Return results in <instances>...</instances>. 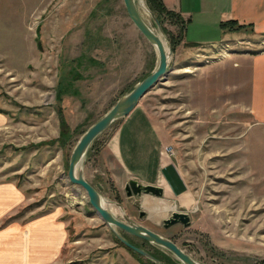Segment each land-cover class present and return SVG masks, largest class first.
Segmentation results:
<instances>
[{
    "label": "rangeland",
    "instance_id": "rangeland-1",
    "mask_svg": "<svg viewBox=\"0 0 264 264\" xmlns=\"http://www.w3.org/2000/svg\"><path fill=\"white\" fill-rule=\"evenodd\" d=\"M135 2L171 54L164 78L132 111L156 128L155 154L173 174L160 178L162 196L125 194L129 175L108 143L128 114L91 142L78 169L118 206L117 218L172 240L197 262L264 264V126L253 125L248 67L234 55L263 50L264 34L233 25L224 41L187 43L177 12L161 10V0ZM156 63L122 0H0V264H150L116 232L161 264H179L166 249L106 225L67 177L80 136ZM145 202L170 207L152 211ZM173 209L190 224L165 227ZM34 222L42 246L28 250L40 238ZM49 230L59 240L51 260L53 245L43 247Z\"/></svg>",
    "mask_w": 264,
    "mask_h": 264
},
{
    "label": "crops",
    "instance_id": "crops-1",
    "mask_svg": "<svg viewBox=\"0 0 264 264\" xmlns=\"http://www.w3.org/2000/svg\"><path fill=\"white\" fill-rule=\"evenodd\" d=\"M162 2L167 9L177 12L183 18V40L187 43L198 45L207 41L210 43L224 41L234 33L229 29L234 24L249 29L254 34H264V0H162ZM223 23L226 25L222 26ZM194 24L198 35L189 39L190 26ZM234 55L240 60L243 68L248 67L247 105L253 125L264 126V49L254 54ZM156 133V128L147 122L143 115L131 111L109 140L108 147L113 157L129 175L127 180L136 179L142 184L157 185L162 175L173 174L169 166L156 155ZM162 166L165 168L160 172ZM39 223L29 224L31 225L29 227L35 228L33 231H39L40 238L33 244H27L28 250L30 245L34 248L42 246V243H39L42 238L41 229L37 228ZM50 223L48 220L47 224L51 226ZM49 232L48 245L44 244L43 247L53 245V250L47 248V251L50 250L48 255L51 260L57 255L56 245L59 244V240L54 231ZM6 235L9 237V230Z\"/></svg>",
    "mask_w": 264,
    "mask_h": 264
},
{
    "label": "water",
    "instance_id": "water-1",
    "mask_svg": "<svg viewBox=\"0 0 264 264\" xmlns=\"http://www.w3.org/2000/svg\"><path fill=\"white\" fill-rule=\"evenodd\" d=\"M122 1L127 15L133 25L146 38V40L154 46L157 55V63L150 73L144 76L130 91L121 96L114 103V105L106 113H104V115L92 123L80 136L69 157L67 177L71 183L79 185L85 190L90 206L99 216V218L109 227H116L125 233L139 237L149 243L166 249L178 260L179 264H203L194 260L172 240L149 230L141 224L132 222L127 216L123 215L122 219H120L111 214V212L102 206L101 196L97 189L85 180L81 171L78 169V164L82 160L91 142L100 133L106 130L114 120L129 114L135 108L144 94L149 91V89L153 87L161 78H164L168 71L167 66L168 58L171 54L170 49L168 46L167 49L165 48L160 36L145 22L137 8L135 0ZM149 13L157 25L159 31L162 33L163 31L158 19L152 12ZM125 188L130 189V192H127V196L140 195L142 193L152 194L155 196L163 195V189L160 186L142 184L136 179L128 180ZM144 215L145 212L140 210L139 218H142ZM176 223H181L183 226H188L190 224V217L188 213L173 209L170 216L163 220V225L165 227ZM116 236L120 242L132 249L134 252L149 259L155 264H161L156 257L139 246L129 242L117 232Z\"/></svg>",
    "mask_w": 264,
    "mask_h": 264
},
{
    "label": "bare ground",
    "instance_id": "bare-ground-1",
    "mask_svg": "<svg viewBox=\"0 0 264 264\" xmlns=\"http://www.w3.org/2000/svg\"><path fill=\"white\" fill-rule=\"evenodd\" d=\"M144 6V5H143ZM161 38V37H160ZM163 41V40H162ZM164 45H165V48L167 49V45L166 43L163 41ZM147 201V200H146ZM153 201V200H152ZM162 202V201H161ZM101 204L103 207H105L109 212H111V214H113L115 217L120 214V210L118 208V206L114 203H111V202H105V200L101 199ZM145 204H147L149 207L150 210L154 211V209H167L169 208L170 206L165 204V203H162V207L159 206L158 204H150L148 202H145ZM173 206V205H172ZM172 209V208H171Z\"/></svg>",
    "mask_w": 264,
    "mask_h": 264
},
{
    "label": "trees",
    "instance_id": "trees-1",
    "mask_svg": "<svg viewBox=\"0 0 264 264\" xmlns=\"http://www.w3.org/2000/svg\"><path fill=\"white\" fill-rule=\"evenodd\" d=\"M160 8H161V10H163V11H165V12H167L168 14H171V13H173L174 11H172V10H169V9H166V7L164 6V4L162 3V0H161V3L159 2V4H157ZM179 15V14H178ZM180 16V15H179ZM222 26H225L226 24L225 23H223V24H221ZM234 26H237V27H241V26H239V25H237V24H234ZM60 119H61V123H62V126L63 127H65V125H64V122H63V118H62V116L60 117ZM62 133L64 134V130H62ZM120 241V240H119ZM121 243V245L123 246V247H125L127 250H129L130 252H132V253H136V252H134L132 249H130V248H128L127 246H125L122 242H120ZM137 254V253H136ZM150 262V264H154L153 262H151V261H149Z\"/></svg>",
    "mask_w": 264,
    "mask_h": 264
},
{
    "label": "flooded vegetation",
    "instance_id": "flooded-vegetation-1",
    "mask_svg": "<svg viewBox=\"0 0 264 264\" xmlns=\"http://www.w3.org/2000/svg\"><path fill=\"white\" fill-rule=\"evenodd\" d=\"M128 181V180H127ZM140 183V182H139ZM126 185H127V182L126 183H124V186H123V188H124V192H125V194L127 195V192L129 191L130 192V189H126L125 187H126ZM131 196V195H130Z\"/></svg>",
    "mask_w": 264,
    "mask_h": 264
}]
</instances>
